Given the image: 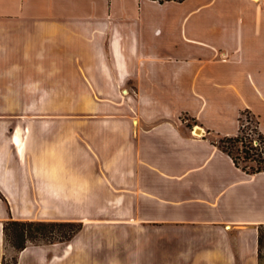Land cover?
<instances>
[{
  "label": "crops",
  "instance_id": "crops-1",
  "mask_svg": "<svg viewBox=\"0 0 264 264\" xmlns=\"http://www.w3.org/2000/svg\"><path fill=\"white\" fill-rule=\"evenodd\" d=\"M244 110L264 135V0H0V264L8 218L81 222L16 264H261Z\"/></svg>",
  "mask_w": 264,
  "mask_h": 264
},
{
  "label": "trees",
  "instance_id": "trees-1",
  "mask_svg": "<svg viewBox=\"0 0 264 264\" xmlns=\"http://www.w3.org/2000/svg\"><path fill=\"white\" fill-rule=\"evenodd\" d=\"M236 143L240 144L237 146V152L232 148ZM217 144L232 157L237 166L245 171L264 170V135L257 126L252 129L250 134L245 133L240 125L236 134L219 136ZM240 160L251 161L252 164H241ZM80 226L81 222L78 221L8 218L3 222L4 246L6 241L10 242L17 255V252L29 242L39 243L69 239ZM261 227H259V242H261ZM16 263L17 256L13 261V264ZM2 264H8L5 254Z\"/></svg>",
  "mask_w": 264,
  "mask_h": 264
},
{
  "label": "rangeland",
  "instance_id": "rangeland-1",
  "mask_svg": "<svg viewBox=\"0 0 264 264\" xmlns=\"http://www.w3.org/2000/svg\"><path fill=\"white\" fill-rule=\"evenodd\" d=\"M240 125L244 129L245 133H252L251 130L256 127V118L248 111H242L240 115ZM197 132V131H196ZM215 138L218 139V136ZM237 146H240L239 143H236L232 148L235 152H237ZM241 164H252L251 161H242L240 160ZM6 262L8 264H13L14 257L16 256L15 248L10 244V242L6 241ZM260 261L261 264H264V225L261 227V242H260Z\"/></svg>",
  "mask_w": 264,
  "mask_h": 264
},
{
  "label": "bare ground",
  "instance_id": "bare-ground-1",
  "mask_svg": "<svg viewBox=\"0 0 264 264\" xmlns=\"http://www.w3.org/2000/svg\"><path fill=\"white\" fill-rule=\"evenodd\" d=\"M197 132H201V130L199 129V131H197Z\"/></svg>",
  "mask_w": 264,
  "mask_h": 264
},
{
  "label": "water",
  "instance_id": "water-1",
  "mask_svg": "<svg viewBox=\"0 0 264 264\" xmlns=\"http://www.w3.org/2000/svg\"><path fill=\"white\" fill-rule=\"evenodd\" d=\"M197 129H199V128H197ZM198 131V130H197Z\"/></svg>",
  "mask_w": 264,
  "mask_h": 264
},
{
  "label": "built area",
  "instance_id": "built-area-1",
  "mask_svg": "<svg viewBox=\"0 0 264 264\" xmlns=\"http://www.w3.org/2000/svg\"><path fill=\"white\" fill-rule=\"evenodd\" d=\"M251 132H252V130H251Z\"/></svg>",
  "mask_w": 264,
  "mask_h": 264
}]
</instances>
